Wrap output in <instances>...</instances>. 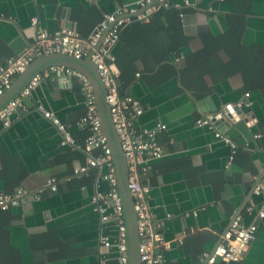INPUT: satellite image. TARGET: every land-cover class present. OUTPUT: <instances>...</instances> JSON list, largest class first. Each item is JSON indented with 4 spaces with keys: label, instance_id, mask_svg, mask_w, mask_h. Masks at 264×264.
Returning a JSON list of instances; mask_svg holds the SVG:
<instances>
[{
    "label": "crops",
    "instance_id": "crops-1",
    "mask_svg": "<svg viewBox=\"0 0 264 264\" xmlns=\"http://www.w3.org/2000/svg\"><path fill=\"white\" fill-rule=\"evenodd\" d=\"M137 1L0 0V65L34 45L36 17L49 34L70 28L88 38L105 15ZM170 2L183 16L164 12L129 24L114 53L121 96L145 109L136 130L167 127L156 135L163 158L139 173L150 187L155 226L170 244L161 251L162 264H204L203 254L220 243L231 222L242 216L249 224L248 207L263 201L254 190L264 175V0ZM247 93L252 106L238 107L240 120L229 119L225 109L247 100ZM29 98L0 136V193L22 187L40 191L41 199L0 210V264H119L117 222H103L92 203L110 189L103 179L109 168L91 164L101 151L62 146L59 129L39 109L51 110L84 144L90 131L81 123L80 82L52 73ZM211 114L225 118L217 132L235 150L216 130L196 125ZM49 178L58 179L57 192L46 188ZM103 236L111 237L112 247H103ZM219 264H264V220L242 261Z\"/></svg>",
    "mask_w": 264,
    "mask_h": 264
},
{
    "label": "built area",
    "instance_id": "built-area-1",
    "mask_svg": "<svg viewBox=\"0 0 264 264\" xmlns=\"http://www.w3.org/2000/svg\"><path fill=\"white\" fill-rule=\"evenodd\" d=\"M172 7L170 0H138L134 4L123 6L114 13L105 15L88 38L82 37L77 30L70 28L49 34L40 27V20L36 17L32 19V26L37 29L34 45L21 56L10 60L5 65H0V96H2L36 57L48 54H65L84 59L93 52L91 58L107 90V103L129 169V188L134 198L135 212L138 217L142 264H162L164 257L161 251L170 248L169 242L165 240L160 231V225H157V228L155 226L152 211L147 201L150 187L143 185L139 176L142 165H147L150 168L152 161L163 158L164 150L156 141V135L160 131L166 130L167 127L158 123L153 129H143L140 132L136 130L134 121L144 113L145 109L139 100L130 96H121L119 88L121 71L117 66L114 48L120 41L122 31L129 24L135 21L148 22L160 10ZM52 73H63L76 78L84 90L86 112L81 123L87 126L90 131L84 144L80 145L76 142L67 125L51 110H47L44 106H39V109L45 118L59 129L62 134V146L84 147L89 152L101 151V155L91 164L93 166L105 164L109 168L103 179L108 182L110 189L108 192L96 194L92 203L94 204V211L101 215L103 222L107 223L113 219L117 222L118 235L115 242L118 248L119 264H129L127 229L116 168L98 111L96 93L90 79L85 74L68 67L53 66L37 75L18 98L0 111V136L3 130L12 126V115L22 105L23 98L30 97L44 77H48ZM245 97L247 100L238 104L239 108L252 106V102L249 100L250 93H247ZM218 120V115L211 114L198 118L196 125L199 128L216 130V138L229 144L235 150L236 144L221 131L217 132L216 122ZM232 160L233 157L229 165ZM87 170L88 166L77 168L74 170V174L79 176ZM46 188L52 192H57L58 179L49 178ZM254 194L262 197L263 201L259 207L254 204L248 207L249 214L254 215L253 221L245 224L242 216L236 217L221 236L220 243L211 252L203 254L204 264L237 263L244 259L250 246L257 240L260 223L264 220V175L256 186ZM40 199V191L31 192L20 187L14 193H0V210L6 211L27 204L31 200ZM101 243L103 247L110 248L114 241L110 236H103Z\"/></svg>",
    "mask_w": 264,
    "mask_h": 264
},
{
    "label": "water",
    "instance_id": "water-1",
    "mask_svg": "<svg viewBox=\"0 0 264 264\" xmlns=\"http://www.w3.org/2000/svg\"><path fill=\"white\" fill-rule=\"evenodd\" d=\"M91 55L84 59L65 54H48L36 57L27 69L15 79L12 87L0 96V111L10 102L18 98L37 75L45 72L50 67H68L82 72L90 79L96 93L98 111L109 142L116 168V175L119 181V193L124 208V218L127 229L129 264H142L138 217L135 212L134 198L129 188V169L122 150L120 138L113 123L110 107L107 103V90L95 63L92 61ZM23 102L26 104L32 103L29 97L23 98ZM225 113L229 119L234 121L243 118V111L239 109L238 106L225 109ZM218 116L219 120L216 122L217 125L225 120L221 115Z\"/></svg>",
    "mask_w": 264,
    "mask_h": 264
},
{
    "label": "trees",
    "instance_id": "trees-1",
    "mask_svg": "<svg viewBox=\"0 0 264 264\" xmlns=\"http://www.w3.org/2000/svg\"><path fill=\"white\" fill-rule=\"evenodd\" d=\"M232 1H234V2H236V1H240V0H232ZM243 2H244V4H245V2L247 1V0H242ZM164 12H172V13H175V14H177V15H182L183 14V10L182 9H178V8H169V9H162V10H160L159 12H157L156 14H154V16H156L157 14H162V13H164ZM153 16V17H154Z\"/></svg>",
    "mask_w": 264,
    "mask_h": 264
}]
</instances>
